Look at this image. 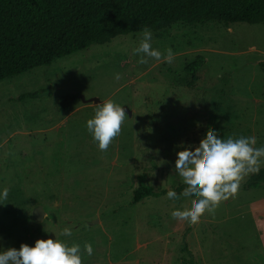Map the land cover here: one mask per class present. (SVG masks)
<instances>
[{
	"label": "rangeland",
	"instance_id": "374dc122",
	"mask_svg": "<svg viewBox=\"0 0 264 264\" xmlns=\"http://www.w3.org/2000/svg\"><path fill=\"white\" fill-rule=\"evenodd\" d=\"M143 31L0 81V186L9 188L0 204V246H31L55 232L81 246L83 264H264V182L248 187L249 175L195 224L171 215L190 210L191 197L131 203L141 173L155 189L183 184L176 153L199 147L211 129L224 138L255 136L256 146L264 145V22L151 30L154 48L172 49L171 63L138 62L132 50ZM197 56L204 64L196 75L185 74V63ZM38 90L37 98L18 99ZM67 93L76 96L63 110ZM107 99L128 116L101 151L86 121ZM38 205L42 220L33 216ZM68 226L72 235H60Z\"/></svg>",
	"mask_w": 264,
	"mask_h": 264
},
{
	"label": "trees",
	"instance_id": "16d2710c",
	"mask_svg": "<svg viewBox=\"0 0 264 264\" xmlns=\"http://www.w3.org/2000/svg\"><path fill=\"white\" fill-rule=\"evenodd\" d=\"M218 0H0V81L55 60L103 44L119 35L150 29L163 31L173 24L229 25L237 22H264V0H242L236 8L217 6ZM205 58L185 63L183 72L194 76ZM264 65V63H261ZM42 90L22 93L19 100L37 98ZM67 93L60 107L67 110L75 98ZM264 182V167L250 174L248 187ZM187 186L174 189L178 194ZM169 189H155L146 174L137 177L132 204L146 197H160Z\"/></svg>",
	"mask_w": 264,
	"mask_h": 264
},
{
	"label": "clouds",
	"instance_id": "9594fccd",
	"mask_svg": "<svg viewBox=\"0 0 264 264\" xmlns=\"http://www.w3.org/2000/svg\"><path fill=\"white\" fill-rule=\"evenodd\" d=\"M133 53L138 62L147 63L148 58L163 59L171 63L173 51L164 52L152 46V32L145 29ZM117 79L119 76L117 75ZM122 104L107 99L98 104L94 115L86 121V128L101 151L108 149L115 137L120 135L126 119ZM255 136H220L218 130L211 129L206 140L199 147H182L176 153L175 170L187 186L181 194L169 188V199H179L180 195L193 198L191 209H175L171 215L189 224H195L207 211L213 212L221 201L234 196L241 180L250 174H258L264 165V145L257 147ZM9 197V188L0 186V204ZM54 236L37 239L33 245L22 243L19 248L0 246V264H83L81 246L69 244L55 232ZM72 235V227L63 228L60 234ZM91 243H85L83 252L93 254Z\"/></svg>",
	"mask_w": 264,
	"mask_h": 264
},
{
	"label": "water",
	"instance_id": "95a60500",
	"mask_svg": "<svg viewBox=\"0 0 264 264\" xmlns=\"http://www.w3.org/2000/svg\"><path fill=\"white\" fill-rule=\"evenodd\" d=\"M33 216L37 220H42L45 217V211L41 205H38L34 208Z\"/></svg>",
	"mask_w": 264,
	"mask_h": 264
}]
</instances>
